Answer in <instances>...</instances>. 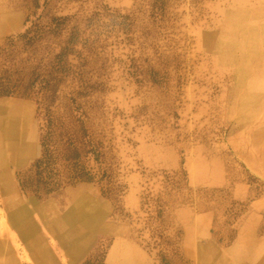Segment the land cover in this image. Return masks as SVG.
I'll list each match as a JSON object with an SVG mask.
<instances>
[{
  "label": "rangeland",
  "instance_id": "rangeland-1",
  "mask_svg": "<svg viewBox=\"0 0 264 264\" xmlns=\"http://www.w3.org/2000/svg\"><path fill=\"white\" fill-rule=\"evenodd\" d=\"M262 2L0 0L10 19L0 18V105L27 104L33 128L28 152L0 159V264H45L40 242L51 264H122L118 242L140 264H264V162L252 157L264 87L250 98L264 64L244 29L264 22ZM52 72L61 85L39 99ZM70 108L79 138L62 126ZM54 116L64 129L51 140ZM203 159L222 174L195 176ZM80 200L98 207L99 226L73 250L44 206L63 213Z\"/></svg>",
  "mask_w": 264,
  "mask_h": 264
},
{
  "label": "bare ground",
  "instance_id": "bare-ground-1",
  "mask_svg": "<svg viewBox=\"0 0 264 264\" xmlns=\"http://www.w3.org/2000/svg\"><path fill=\"white\" fill-rule=\"evenodd\" d=\"M262 1H263L262 3L264 4V0H262ZM0 6H1V4H0ZM261 12H262L261 14L264 16V10H262ZM240 13H241V11H235L233 13V17H235L236 20L230 17L233 23H236L237 19H240V16L242 17V14H240ZM245 16H247V15H245ZM0 18L3 19L4 23L8 22L10 20L7 17L1 16V15H0ZM67 20H68V18H67ZM244 21L245 20H242L240 22H244ZM69 23L70 22L67 23V21H66V25L64 26V28H62L57 33L55 32V34L58 35V37H59L62 33H67ZM73 23H75V22H72V24ZM236 25H239V27L242 26V24H239V22ZM244 29H245V35H247V38L250 41L253 39L255 42V45H254V48L252 51L253 58H254L255 62H256L257 58L258 59L262 58L263 61L261 63L264 64V58H263L264 56L262 55L263 53L261 51V46L264 44V22H262V23L258 22L257 24L252 23V26L250 25V23H248ZM236 31H237V26H236ZM55 34H53V35H55ZM77 38H76V40H77ZM248 39H247V42H248V45L250 46ZM74 43L75 42H73L72 44L74 45ZM67 56H70L68 54V52H67ZM67 68L71 69V67H67ZM247 68H248L247 70H250V68H251L250 56L247 59ZM252 69H254V70L259 69V72H260L262 78L264 79V65L261 67V65L258 66L256 63V65H254ZM52 74L54 75L55 79H53V77H50V78L46 77L48 79L49 86H47L46 89L43 88L44 90L42 89V92L40 94H38L39 99H43L45 97L47 98V96H49L52 88H56L55 90L59 89V87L61 85V75L59 73H55V72H52ZM86 75H87V73H86ZM72 76L74 77V74ZM69 78H70V76H69ZM78 78H80V77H78ZM261 81L257 80V84L260 87L259 90L254 92L253 89H255V88L253 87L251 89V91H252L251 95H250L251 99L255 98L256 95H253L254 93L261 91L262 88L264 87V80H261ZM62 88H63V86H62ZM39 92L37 91V93H39ZM73 96L80 103L82 96H80L78 94V92L76 94H73ZM44 103L46 104L47 100ZM82 103H83V101H82ZM54 104H56V102ZM26 105L27 104L16 103V102L15 103H3L0 105V159H3L6 156L17 158L21 154L28 152L30 146L33 143V133H32L33 128H31V123H30L32 121H30V119L28 117V114L30 115V113H29L28 107ZM85 108L82 105L81 111L84 112ZM54 111H55V109H54ZM74 113H76V112H74ZM74 113H73V109L70 108V111L68 113L64 114L65 116L62 119H64L65 122H62V126H65V124H66V126L69 129L74 131V133H73L74 137L76 136V138H79L80 137L79 127H78L77 123L73 120V116H72ZM56 116H57V114H56ZM58 120L59 119H57L54 116L51 125L49 124V126H48V125H46L47 123L45 124L46 129L45 128L44 129L47 131V127H48L49 132H50V130L52 131V135H50V137H49V139H51V140H54L56 138V136H59L60 132H62V130L64 129L63 128L62 130H60L61 127H58V122H59ZM60 124H61V122H60ZM59 137H61V136H59ZM253 141H254V143H253L254 148L252 149L253 156H252V154H251V156L255 157L254 159H257V161L260 160L261 162H264V127H261L260 129H258L253 134ZM53 150H55V149H53ZM197 161H200V160L198 159ZM203 161H204V159L201 162H196L195 164H192V171H193V174L195 176H201V177L202 176H204V177L208 176V177H210L211 175H213L212 177H217L220 174H222L221 172H222L223 168L220 165V163L212 162L213 164H211V163H206L205 162L206 160L204 162ZM0 163H2L1 160H0ZM216 179H218V178H216ZM5 187H6L7 191L9 192V194L11 195V200H12L15 196H14V193L12 192L11 181L8 178L5 179ZM13 208H14L15 216H16L17 220L21 223L20 226L29 235H31V237H37V233L35 232V229L33 228L32 225L29 224V220L27 219V215H26L25 211L16 202L13 203ZM44 210H45L44 212H46L49 217L52 216L51 222L54 225V227L57 228L61 232V234L67 233L68 239H69L68 243L69 244L75 243V244H73V250L81 248V246H83V244L85 243L86 237H85V232H83L85 228L92 227V226L94 228V226H96V225L99 226V222H98V219L96 217V216H98L97 214H98L99 209L94 203L87 201V200H80L76 203H69V205L67 206V208L65 209V211L63 213H59V212H57V210L55 211V207L52 203H47L44 206ZM181 217L188 220V221L190 220L189 219L190 215L188 212H185V210L181 211ZM248 227H249V225H248ZM248 230L249 229H247V231ZM115 232H117V230ZM118 233L120 234V232H118ZM66 241L67 240H65V242ZM131 246H133V245H131ZM39 247H40V249H39L40 257L42 258L44 263L45 264H47V263L51 264V257L49 255H46V250L44 249L43 243L40 242ZM129 247H128V244L126 245L123 242H118L114 248L115 250L112 252V258L115 256L116 258H118L120 260V262L122 264H140L141 259H140V254L137 253V250H136L137 248L132 247V249H130L131 247L130 248ZM237 247L239 248V246H237ZM202 248H204V247H202ZM202 248H200V251ZM235 251H237V250L235 249ZM242 253H245V251L241 252V254ZM255 254H256V252L254 253V255ZM261 254L262 255H260L259 259H258V262H260V263H261V260L262 261L264 260V259H262V258H264V246H262ZM201 256L203 257V259L205 261V258H204L205 255L202 254ZM253 260L254 259H252V261ZM255 262H256V260H255Z\"/></svg>",
  "mask_w": 264,
  "mask_h": 264
},
{
  "label": "trees",
  "instance_id": "trees-1",
  "mask_svg": "<svg viewBox=\"0 0 264 264\" xmlns=\"http://www.w3.org/2000/svg\"><path fill=\"white\" fill-rule=\"evenodd\" d=\"M48 126H49V124H48ZM47 132L50 133V135H52V131L50 130V132H49L48 127H47Z\"/></svg>",
  "mask_w": 264,
  "mask_h": 264
}]
</instances>
